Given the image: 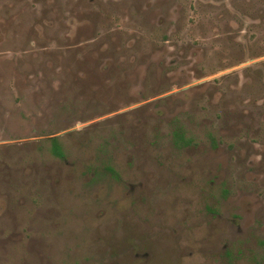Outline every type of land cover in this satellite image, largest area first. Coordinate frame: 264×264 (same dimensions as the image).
Listing matches in <instances>:
<instances>
[{
	"label": "rangeland",
	"instance_id": "obj_1",
	"mask_svg": "<svg viewBox=\"0 0 264 264\" xmlns=\"http://www.w3.org/2000/svg\"><path fill=\"white\" fill-rule=\"evenodd\" d=\"M0 264H264V0H0Z\"/></svg>",
	"mask_w": 264,
	"mask_h": 264
},
{
	"label": "flooded vegetation",
	"instance_id": "obj_2",
	"mask_svg": "<svg viewBox=\"0 0 264 264\" xmlns=\"http://www.w3.org/2000/svg\"><path fill=\"white\" fill-rule=\"evenodd\" d=\"M171 135H172V139H175L176 141H179V142L182 143V148L183 147L184 148H188V147H192L193 146L194 137L192 136L191 132L188 130L186 125H184V124H180V125L174 124V129H173ZM50 139H51L50 141L52 143V147L56 143L57 146L60 148L61 152L63 153V156L65 157V152L63 150V147H62L61 143L58 140V136H56V137L52 136V137H50ZM210 141L212 143V148H216L214 138L210 137ZM51 151H52V149H51ZM211 214L213 215L214 213L211 212Z\"/></svg>",
	"mask_w": 264,
	"mask_h": 264
},
{
	"label": "trees",
	"instance_id": "obj_3",
	"mask_svg": "<svg viewBox=\"0 0 264 264\" xmlns=\"http://www.w3.org/2000/svg\"><path fill=\"white\" fill-rule=\"evenodd\" d=\"M52 153L59 158H64L63 153L61 152L60 148L57 146L56 143L52 147Z\"/></svg>",
	"mask_w": 264,
	"mask_h": 264
}]
</instances>
